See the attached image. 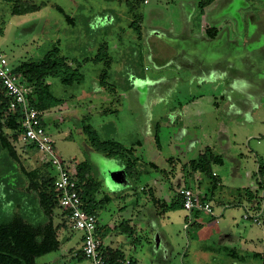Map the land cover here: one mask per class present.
I'll return each mask as SVG.
<instances>
[{"label": "rangeland", "instance_id": "rangeland-1", "mask_svg": "<svg viewBox=\"0 0 264 264\" xmlns=\"http://www.w3.org/2000/svg\"><path fill=\"white\" fill-rule=\"evenodd\" d=\"M19 1L25 0H0V49L11 66L40 61L58 45L74 66L83 68L84 80L72 86L49 79L63 102L43 117L59 158L71 167L88 168L101 185L97 200L110 198L98 211L100 223L110 228L105 245L134 264H244L231 255L232 248L239 256L248 255L246 250L261 252L256 263L264 264V227L243 218L250 203L248 208L229 205L219 223L201 213L204 221L196 219V224L183 208H161L148 185L150 177H159L171 196L176 188L188 186L172 176L181 168L166 157L186 164L212 144L214 103L225 97L244 101L237 103L233 128L244 165L233 172L247 177L241 180L230 167L231 175L221 174L227 183L224 193L217 190L213 200L222 196L228 201L230 194L237 198L245 187L261 194L257 171L259 161L264 164V0H131L142 16L140 34L131 27L128 0H30L41 9L25 15L13 13ZM206 26L216 31L209 34ZM104 43L113 66L102 86V62L84 60ZM87 123L102 140H141L135 154L141 158L136 169L142 175L127 173L124 158L97 150L83 130ZM195 139L197 144L191 142ZM12 145L25 169L47 163L20 138ZM153 160L168 179L164 172L145 173L144 162ZM229 164L225 160L213 168L219 171ZM12 166L0 149V222L19 208L35 211L34 221L41 220L36 193ZM195 176L190 175L189 186L199 193ZM229 221L234 236L227 241L222 229ZM123 223L134 227L135 234L123 232ZM81 235L66 231L68 244L61 242L59 249L37 257L36 264H91L77 248Z\"/></svg>", "mask_w": 264, "mask_h": 264}, {"label": "trees", "instance_id": "trees-1", "mask_svg": "<svg viewBox=\"0 0 264 264\" xmlns=\"http://www.w3.org/2000/svg\"><path fill=\"white\" fill-rule=\"evenodd\" d=\"M127 3L129 12L132 13L134 19L131 23V27L140 34L142 16L135 10L137 4L131 0H128ZM39 9H41V6L34 4L30 0H25L16 3L13 13L25 15L39 11ZM59 10L64 12L63 9ZM66 18L69 22L73 20V18L69 16ZM214 31H216L215 28L207 29L209 34H213ZM90 60L94 63L102 62L103 69L99 78L100 84L104 86L107 75L113 66V57L109 53L108 45L104 43L99 47L95 56L86 58L84 61L87 62ZM71 62L69 58L61 54L60 46L56 45L40 61H24L15 67V73L33 88V92L28 98L31 107L44 114L45 111L62 104L63 99L52 92V86L49 82L50 78H58L64 86H72L84 80L85 77L81 72L83 69L82 66L80 64L74 66V62ZM23 118V113L19 108L11 110L10 98L6 95L5 90H0V149L5 152L6 158L13 165L11 169L16 171L22 178L26 184V188L36 193L39 208L43 214L40 218L41 220L34 221V217L37 213H35V211H31V214L29 211L24 212L23 209L19 208L20 205L18 204L17 207L19 211L14 212L7 220L0 222V264H36L35 259L37 257L60 248L59 230L64 228L65 231H69L71 229L67 213L60 205V193L56 188V169L50 163L43 164L34 170L25 169L12 145V141L20 138L25 131ZM43 124L45 126L44 121ZM6 129L9 133H7ZM83 130L91 144L105 156L110 158L120 156L124 158L127 162V168L125 170L127 173H131L136 177L142 175L141 172L136 169V164L141 158L135 154V147L142 144L141 141L137 142L132 147H127L116 140H102L98 132L89 123L83 126ZM27 145L28 144H26V146ZM30 147L36 149L32 145H30ZM168 161L171 163L173 160L170 158ZM223 164L224 158L216 155L211 148H207L204 152L200 153L198 157L185 164L188 173L192 175L196 174L197 177L209 183L210 187L208 192L202 195L204 200L210 202L213 200L212 193H214L220 183L218 176L214 174L213 167L214 165L222 166ZM144 168L147 174L150 171H155L164 172L165 175H168L166 170H159L160 166L154 162H144ZM257 173L260 178L259 188L261 190V196L259 193L253 192L250 189H244L238 200V204L253 202L254 205L249 206L251 210H259L264 205V164L261 161H259ZM72 178L77 182L83 209L88 213L95 214L98 218L99 209L104 203L108 202L110 198L104 196L101 200H97L96 195L99 193L101 185L90 176V170L83 167L82 164L76 166V174L73 175ZM150 190L154 195V201L161 208L184 209L183 201L180 196L176 201L168 204L155 196L152 188H150ZM201 213L202 212H194L195 215ZM187 219H189V217H187ZM57 221L60 222L56 224ZM192 222H194V220H192ZM120 227L125 233L127 232L130 235L135 234V228L130 226V224L123 223ZM109 232L110 228L102 225L98 218L97 234L104 239ZM235 252V250H231V255L235 256L237 254V252ZM251 255L260 256L259 253H251ZM105 257L111 263L126 259L118 251L109 248H105ZM132 264H134L133 261Z\"/></svg>", "mask_w": 264, "mask_h": 264}, {"label": "built area", "instance_id": "built-area-1", "mask_svg": "<svg viewBox=\"0 0 264 264\" xmlns=\"http://www.w3.org/2000/svg\"><path fill=\"white\" fill-rule=\"evenodd\" d=\"M6 54L0 49V90H5L10 98L11 110L19 108L23 113L24 133L20 140L34 146L41 152L47 163L57 172L56 188L60 193V205L67 213L70 228L82 232V254L91 264H132L130 259L109 262L105 257L103 239L97 234L98 218L88 213L82 207V199L77 188V182L72 178L76 168L66 165L56 152L55 142L43 124V113L30 106L28 98L33 88L15 73ZM184 209L190 212L189 220H194V212L207 213L219 223L220 216L214 214L213 204L204 200L202 194L191 188L179 189ZM244 220L264 226V205L259 213L246 212Z\"/></svg>", "mask_w": 264, "mask_h": 264}, {"label": "crops", "instance_id": "crops-1", "mask_svg": "<svg viewBox=\"0 0 264 264\" xmlns=\"http://www.w3.org/2000/svg\"><path fill=\"white\" fill-rule=\"evenodd\" d=\"M206 27L205 28L207 30L209 27L208 26H206ZM237 103H244V101L243 102H239L237 100H230V99L224 97L222 99V101H216L214 103V111L217 113L216 114V123H214V128L212 127V129H213V132H212V135H211L213 137L212 138V144L210 146H208V148H211L216 155L222 156L224 158V161L228 160L230 162V164L226 168L225 167H221L219 171L214 170V174H216V176H218L219 181H220L217 189L214 191V193H212V197L214 199H215L214 195L217 192V190H221V192L224 193V191H225L224 189L227 187L226 186L227 183L225 182L226 180H225V178H223L224 175L228 176V175H231V174L234 173V175L238 176L241 180H245V178L247 177L244 172L243 173L233 172L234 169H237V168L241 167L242 165H244V163H243L244 154H243L242 150H240V148L236 146V141L234 140L237 137L236 136L237 135L236 134V129H233L235 127V122H236L235 121V113H237L236 111H238V109L236 108ZM52 110H53V108H52ZM239 111H241V110H239ZM139 141H141V140L137 139L135 141V140L131 139L130 141L126 142L123 139V141H120V142L122 144H124L125 146H127V147H132L133 145H135ZM198 141H199L198 139H195V140H193L191 142L197 144ZM128 144H130L132 146H130ZM142 144L138 145L137 147H142ZM193 148H196V146H194ZM192 149H191V151H192ZM135 153H136V150H135ZM196 157H198V156H196ZM170 158H172V160H173L170 164L180 165V168H181V170L179 172L174 170V172L172 173V176H177L178 178L179 177L182 178V180L186 184H188V186H185V187H190L189 186L190 185L189 180L191 178L190 175H192V174L187 172L185 164L179 163V161L181 162L182 159L176 158L178 161H175V157L174 156H170L168 158L166 157V160H168ZM192 159H195V158H192ZM152 162L156 163V160L149 161L148 163H152ZM230 167H231V171H230L231 174L228 172ZM153 172H155V171H150L149 173H153ZM177 173H179V174H177ZM221 174H223L222 175L223 177L221 176ZM168 177L169 176L166 175V179H168ZM195 178L197 180L198 192L200 194H202V195H205L208 192L207 190L210 187L209 183L206 180H203V179H201L199 177L195 176L194 179ZM148 181H149L148 185L149 184L151 185L150 188L153 189V192L160 199L164 200L166 203L171 204L172 202H174V201H176L178 199V197H179V195H178L179 189H177V188L175 189L174 188L175 189L174 195L171 196V193L167 191V189H166V187L164 185H162L163 181H161V178H159V177L151 178L150 177V179ZM205 181H206V186H205ZM204 187H205L206 192H202V189ZM244 189H246V187ZM170 190H172V187H171ZM240 194H237V198H234V196H232L230 194L231 199H228V201H227V199L225 197L223 198L222 196L218 197L217 200H212L211 202L213 203V206H214V214L217 215V216H220V218L222 216H225L226 212L228 211L227 208L229 207V205H231L233 207H239V206L241 207V206H243L244 208L245 207L248 208L249 203H248V205L246 204V202L238 204V200L240 198ZM260 196H261V194H260ZM252 205H254L253 202L250 203V206H252ZM245 211L246 212L247 211L248 212H252V213H259V212L262 211V208L259 209V210H257V209L256 210H254V209L251 210V208L249 207L248 209L245 208ZM201 215L202 214H198V215L193 214L194 222H196V219H200L201 220L202 219L200 217ZM188 217H190V216H188ZM211 220H213V219H211ZM202 221H204V219H202ZM59 222L57 221L56 224H58ZM197 222H196V224H197ZM232 225H233L232 222L229 221V222H227L224 225V227L222 229V231L224 232V238L226 240L228 239L227 241L232 240V238L234 236V229H233ZM260 227H264V226H260ZM59 235H60L59 236L60 242H62V244H64V246H66V244H68L67 241L70 238L68 236H66V231H65L64 228H61L59 230ZM105 239H106V237L103 239L104 247L107 248V249L108 248L112 249L111 246L105 245V242H104ZM77 248L82 251V235L80 236V241L77 242ZM232 250H235V249L232 248ZM245 253H247L248 255L239 256L238 254H236L234 257H238L244 264H259V263H256V260L259 257H262L261 252L246 250ZM251 253H259L260 256H252Z\"/></svg>", "mask_w": 264, "mask_h": 264}]
</instances>
